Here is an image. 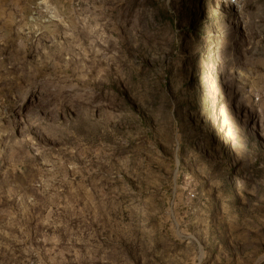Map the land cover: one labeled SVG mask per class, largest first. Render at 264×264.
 Instances as JSON below:
<instances>
[{
  "label": "rangeland",
  "instance_id": "374dc122",
  "mask_svg": "<svg viewBox=\"0 0 264 264\" xmlns=\"http://www.w3.org/2000/svg\"><path fill=\"white\" fill-rule=\"evenodd\" d=\"M0 264H264V0H0Z\"/></svg>",
  "mask_w": 264,
  "mask_h": 264
}]
</instances>
